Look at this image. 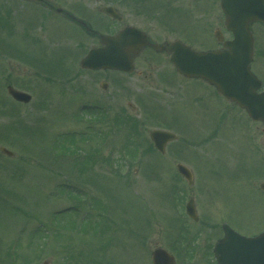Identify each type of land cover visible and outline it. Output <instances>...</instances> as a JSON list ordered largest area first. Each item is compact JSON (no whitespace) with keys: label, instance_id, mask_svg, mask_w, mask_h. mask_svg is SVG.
Returning <instances> with one entry per match:
<instances>
[{"label":"rangeland","instance_id":"1","mask_svg":"<svg viewBox=\"0 0 264 264\" xmlns=\"http://www.w3.org/2000/svg\"><path fill=\"white\" fill-rule=\"evenodd\" d=\"M47 1L101 33L134 25L156 42L180 39L201 50L221 45L219 29L230 37L220 0ZM108 5L118 9L120 22L102 13ZM253 30L257 47H264V27L254 24ZM99 45L55 10L35 1L0 0V264H152L151 252L168 248L183 227L177 213L198 236L201 223L185 217L183 204L192 197L199 215L216 207L222 176L243 162L249 141L264 142L263 123L229 105L218 111L213 103L211 110L201 97L185 96L205 93L204 83L182 78L167 54L153 55L150 64L140 56L132 74L84 71L80 59ZM9 84L30 93L32 101L15 102ZM85 105L99 106L98 112ZM104 108L108 120L97 123L94 113ZM115 115L140 125V147L148 146L156 128L179 140L163 156L153 151L130 162L122 147L132 135L127 126V134L112 130ZM101 126L113 132L106 145L94 134ZM76 131L86 133L84 140L58 135ZM57 137L82 150L80 157L61 156ZM95 149L109 159L88 160ZM177 163L193 171L192 185ZM67 207L70 215L61 217ZM91 212L94 221L98 213L99 222L108 218L101 233L83 220ZM253 215L256 227H263L264 210Z\"/></svg>","mask_w":264,"mask_h":264},{"label":"water","instance_id":"2","mask_svg":"<svg viewBox=\"0 0 264 264\" xmlns=\"http://www.w3.org/2000/svg\"><path fill=\"white\" fill-rule=\"evenodd\" d=\"M222 8L226 14V27L233 34V39L224 43L226 49L198 52L176 40L167 48L170 61L182 75L201 78L215 85L223 95L246 109L253 120L264 122V91L259 92L262 82L250 68L254 46L250 23H264V0H222ZM103 11L121 19L113 7H105ZM102 43L103 47L92 49L81 61L84 68H111L132 72V55L139 53L149 42L144 32L136 27L126 26L117 35L103 37ZM155 47L157 50L165 48L163 45ZM8 92L24 103L32 99L29 94L12 86H8ZM151 137L161 151L165 150L168 141L176 138L174 134L160 130H154ZM3 150L12 155V152ZM178 169L192 181V174L187 167L179 164ZM189 209L193 215L192 204ZM261 238L264 235L259 237ZM153 262L175 264L174 259L162 249L154 251Z\"/></svg>","mask_w":264,"mask_h":264},{"label":"flooded vegetation","instance_id":"3","mask_svg":"<svg viewBox=\"0 0 264 264\" xmlns=\"http://www.w3.org/2000/svg\"><path fill=\"white\" fill-rule=\"evenodd\" d=\"M44 4H46V7L52 6L47 0H44ZM65 15L74 18L72 13L64 14V17ZM76 19L85 28V31L91 33L101 42L102 33L96 32L90 22H84L82 18ZM113 31H107L106 33L114 34ZM148 39L151 41L150 44L135 58L147 55L145 60L150 64L153 62V55L167 54V51H156L153 46L154 41L149 35ZM220 43L219 47H210L207 50L222 48L223 42ZM164 44L168 47L167 41ZM260 54L264 55V47L258 48L255 45L251 68L263 81L262 90H264V56L261 58ZM84 71L106 74L112 72L107 70ZM104 84H107L108 87L106 81L102 83V87ZM204 89L206 90L205 93L185 96L201 97L199 102L203 103L205 100L206 106H209L207 108L211 107V110H214V105H216L218 111H223L224 104H226L241 114L242 112L245 113L247 116L244 109L226 99L214 87L205 84ZM213 103L214 105L210 106ZM213 126L217 128L215 124L210 127ZM243 157V162L228 171V178L222 176V183L218 192V205L216 207H204L201 215H199L196 208L197 220L185 215L191 223H201L200 237H192V231L188 224L186 225V222L182 220V216H179L180 213H177L179 222L182 224L187 236L176 238L168 244L167 249L175 256L176 264H178V261L179 264H219L218 260L223 261V264H256V260H259V264H264V241L257 244L252 240V238L264 233V226L261 228L256 227L258 223L255 222L256 219L253 215L256 210H264V178H260L264 177V142L249 141L247 151H244ZM235 233L243 237H239Z\"/></svg>","mask_w":264,"mask_h":264},{"label":"trees","instance_id":"4","mask_svg":"<svg viewBox=\"0 0 264 264\" xmlns=\"http://www.w3.org/2000/svg\"><path fill=\"white\" fill-rule=\"evenodd\" d=\"M61 152V150L59 151V153Z\"/></svg>","mask_w":264,"mask_h":264}]
</instances>
